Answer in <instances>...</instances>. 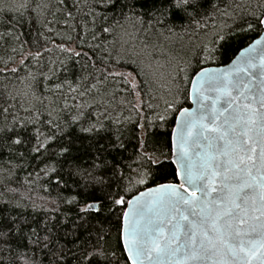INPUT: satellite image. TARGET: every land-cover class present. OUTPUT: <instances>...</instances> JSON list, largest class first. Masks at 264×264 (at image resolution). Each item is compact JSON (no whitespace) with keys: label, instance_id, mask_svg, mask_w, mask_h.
I'll use <instances>...</instances> for the list:
<instances>
[{"label":"snow or ice","instance_id":"6c2138e0","mask_svg":"<svg viewBox=\"0 0 264 264\" xmlns=\"http://www.w3.org/2000/svg\"><path fill=\"white\" fill-rule=\"evenodd\" d=\"M33 24L70 64L25 53ZM0 25V264H264V0H0Z\"/></svg>","mask_w":264,"mask_h":264},{"label":"trees","instance_id":"16d2710c","mask_svg":"<svg viewBox=\"0 0 264 264\" xmlns=\"http://www.w3.org/2000/svg\"><path fill=\"white\" fill-rule=\"evenodd\" d=\"M59 29L60 26H57ZM4 30V25H0V31ZM23 31L24 35L21 37L23 40H27L28 43L25 45V53L36 52L41 51L42 56L40 58V65L41 66H51L53 70L55 71L60 67L59 60L63 59L65 61V64H70V61L68 60L66 53H61L58 49L55 47V43L62 42L60 40L59 36L54 35L53 33H49L46 29L41 28L38 24H33L31 28L24 27L21 29ZM79 31V30H78ZM53 41L55 43H53ZM15 42H12L14 44ZM69 47L75 48L76 50H81L78 47V41L76 39V34L73 33V42L68 45ZM47 49H51L52 51L49 52ZM87 50V49H84ZM9 56H15L16 64H19L20 56L19 53H12L10 50L9 44H3L2 47H0V58L6 59ZM76 58H73V60ZM45 71H47V68H44ZM137 82L138 84L139 79L135 77H129V81ZM141 87H144L141 85ZM145 92H149L151 95L160 97L163 93V87L161 83L153 82L147 85L145 87ZM156 103H159L162 105L163 101L160 99H157L155 101Z\"/></svg>","mask_w":264,"mask_h":264}]
</instances>
